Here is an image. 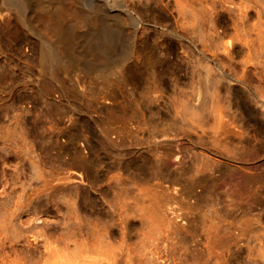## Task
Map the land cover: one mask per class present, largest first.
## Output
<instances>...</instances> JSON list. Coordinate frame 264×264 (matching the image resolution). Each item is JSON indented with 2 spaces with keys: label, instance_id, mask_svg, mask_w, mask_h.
I'll list each match as a JSON object with an SVG mask.
<instances>
[{
  "label": "rangeland",
  "instance_id": "374dc122",
  "mask_svg": "<svg viewBox=\"0 0 264 264\" xmlns=\"http://www.w3.org/2000/svg\"><path fill=\"white\" fill-rule=\"evenodd\" d=\"M256 2L242 23L237 0L137 3L132 56L109 81L51 76L34 34L2 13L0 245L15 252L0 264H264ZM46 237L62 255H42Z\"/></svg>",
  "mask_w": 264,
  "mask_h": 264
},
{
  "label": "bare ground",
  "instance_id": "6f19581e",
  "mask_svg": "<svg viewBox=\"0 0 264 264\" xmlns=\"http://www.w3.org/2000/svg\"><path fill=\"white\" fill-rule=\"evenodd\" d=\"M252 1L253 3H259L256 1L264 2V0ZM139 2L145 4L147 8L156 9L158 6V0H101L93 4H88L86 0H0V16L3 12L14 13L21 23L34 34L38 43L41 65L51 76L55 75L58 67H69L71 73L81 70L87 74L94 75L101 81H109L111 78L121 79L120 65L132 56L135 38L142 21L141 16L134 9ZM237 2L235 9L237 8L236 10H238L239 16L237 15L236 20L242 12L244 13V11L241 12L243 6L241 5L242 0L241 2L237 0ZM254 4H248L251 6L248 8L247 5L246 7L248 9H245L244 6L243 8L247 12L252 6H255L257 7V12L255 13L256 10H253V12L259 14L261 9L258 6L260 7L261 2L260 5L257 4L258 6ZM181 5L183 4L180 3ZM108 7L112 10L108 9ZM162 7L167 9L168 5H162ZM262 9L264 10V7ZM244 14L246 15V13ZM255 16L258 17L257 15ZM260 25H257V27L260 28ZM239 29L238 27V31ZM259 31V35L257 36L260 40V43L258 40L260 47H258L262 49V52H260L262 55V53L264 54V35L262 34L264 31L262 33L261 29ZM240 35L239 31V39L242 37ZM182 36L179 35V38L182 39ZM251 41L253 40L251 39ZM249 45L250 47L248 49H251V52H253L252 50H258L257 47L253 46L254 44L251 43ZM145 49V47L141 48V50ZM238 52L240 53V51ZM263 59H260L259 63H262L261 60ZM253 61L255 62V59L251 62ZM159 62L160 65H165L166 69H168L169 63L166 60H159ZM255 64L257 65L258 62ZM158 73L164 74L166 70H160ZM197 74L200 75V72L198 71ZM71 79L77 80L75 77H71ZM77 87L79 90L82 89L79 86ZM255 91V89L249 91V97L251 96V100L257 104L254 106V103L253 106L257 108L259 105L260 108H264V92L258 93L257 95ZM252 176H260L259 171L255 172ZM261 176H263V173ZM84 232H91L90 225H86ZM43 245L44 250L42 255L46 258L60 256L63 253L60 247L54 244L49 237L44 239ZM14 252L12 248L3 250L0 245V260L9 258ZM28 254L32 255L31 257L35 255L31 250H28ZM88 255L89 252L87 251L83 256L87 257ZM87 258L86 260L85 258L82 260L83 262L86 261L85 264H89V259Z\"/></svg>",
  "mask_w": 264,
  "mask_h": 264
}]
</instances>
